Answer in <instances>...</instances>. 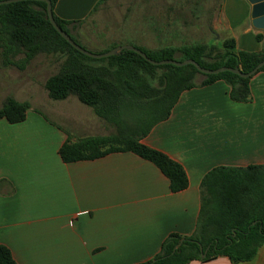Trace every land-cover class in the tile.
I'll return each instance as SVG.
<instances>
[{
  "label": "crops",
  "instance_id": "crops-1",
  "mask_svg": "<svg viewBox=\"0 0 264 264\" xmlns=\"http://www.w3.org/2000/svg\"><path fill=\"white\" fill-rule=\"evenodd\" d=\"M102 1L59 0L54 13L81 22L79 31ZM157 1L142 15L153 37L147 47L167 46L158 43L161 33H193L212 34V44L233 38L238 51H264L250 0H165L164 12ZM16 85L11 96L20 102L37 93L34 85ZM63 110L31 106L22 122L0 120V245L18 264L145 263L171 234H194L207 174L264 166V71L252 77L247 101L232 99L224 80L184 91L141 140L182 165L189 183L180 192L133 152L64 162L59 150L69 139L108 135V128L102 119L70 118ZM188 264H264V245L249 262L219 256Z\"/></svg>",
  "mask_w": 264,
  "mask_h": 264
},
{
  "label": "trees",
  "instance_id": "trees-1",
  "mask_svg": "<svg viewBox=\"0 0 264 264\" xmlns=\"http://www.w3.org/2000/svg\"><path fill=\"white\" fill-rule=\"evenodd\" d=\"M50 1L54 13L59 0ZM54 18L81 45L72 35L81 22L63 20L55 13ZM262 38L258 35L259 40ZM136 47L155 61L193 59L212 70L230 67L248 73L264 60V51H238L233 38L223 39L219 44L197 42L156 50ZM0 49L5 64L15 65L20 70L40 54L62 58L59 70L45 82L50 99L60 101L74 96L91 107L100 119L116 127V132L108 135L77 141L69 139L59 150L64 162L94 160L114 152H133L154 163L169 179L173 192L188 187L184 168L141 140L169 117L186 90L224 80L231 87L232 99L243 102L250 96L252 77L242 78L228 71L207 75L194 65L156 66L130 50L107 58H90L74 49L52 26L44 1L25 0L0 5ZM17 54H23V58L14 62L12 57ZM260 71H264V67ZM29 109L28 102H19L9 96L0 108V120L22 122ZM263 245L264 166L222 167L211 171L202 182V208L194 234L185 238L171 234L160 252L141 264H188L219 256H227L234 263L249 262ZM0 264H18L4 245H0Z\"/></svg>",
  "mask_w": 264,
  "mask_h": 264
},
{
  "label": "rangeland",
  "instance_id": "rangeland-1",
  "mask_svg": "<svg viewBox=\"0 0 264 264\" xmlns=\"http://www.w3.org/2000/svg\"><path fill=\"white\" fill-rule=\"evenodd\" d=\"M152 1H102L98 5L96 12L86 21L85 25L79 31H76V29L72 35L79 41L82 47L94 54L106 53L116 47L128 44L148 50H156V48L147 47V45H151L150 41L153 37L149 33V27L145 26L149 24L145 22V18L142 16L145 13L149 14L148 11L153 5ZM161 4L165 6V0L157 1L156 8L158 12H164V6ZM175 8H177V4ZM126 10L129 12L128 16H124ZM140 30L146 33H139ZM203 35H194L193 33H161L159 38L161 43L160 41L158 43L169 47H180L197 42L213 43V40H211L213 39L212 34ZM22 58L23 54H17L12 57V60L16 62ZM60 59L62 58L58 56L40 54L24 70H20L15 65L5 64L6 60L0 49V108L7 96L17 94L14 91V87L17 86L16 84L26 83L34 85L37 88L35 95L20 97L21 99H26L23 102H28L30 107L34 106L37 109L40 105L43 108H62L70 118L76 116V114L82 115V113H87L89 116L92 115L96 120L103 123L104 121H101L100 118L94 115L91 107L82 104L76 97L71 96L68 99L56 101L50 99L47 90L42 89L44 81L59 70L62 62ZM103 124L108 128L107 134L116 132V127L112 124L107 122Z\"/></svg>",
  "mask_w": 264,
  "mask_h": 264
},
{
  "label": "water",
  "instance_id": "water-1",
  "mask_svg": "<svg viewBox=\"0 0 264 264\" xmlns=\"http://www.w3.org/2000/svg\"><path fill=\"white\" fill-rule=\"evenodd\" d=\"M19 1H25V0H4L0 1V5L3 4H10L14 2H19ZM37 1H44L47 4V15L50 23L52 26L57 30V32L62 36L64 40H66L74 49L79 51L80 53L94 59H102V58H107L111 56L118 55L122 53L124 50H130L138 53L140 56H142L145 60L150 62L153 65H175L179 67H183L186 65H194L201 73L207 74V75H215V74H220L223 72H231L233 74H236L242 78H250L256 75L263 67H264V60H262L253 70H251L248 73L243 72L240 69L237 68H230V67H221L215 70L212 69H207L202 66H200L195 60L193 59H188L185 61H178V60H162V61H155L148 57L146 53H144L141 49L135 47L134 45H124V46H119L114 48L113 50L102 53V54H94L85 48H83L81 45L76 43L71 36L66 33L56 22L54 18V13H53V5L50 0H37ZM253 4V12H252V17H253V25L255 28L264 31V0H250ZM256 224V222H253V225ZM183 243V240L175 247L174 252L176 249ZM203 251V249L201 248ZM208 250L204 251L202 257L205 258L207 255Z\"/></svg>",
  "mask_w": 264,
  "mask_h": 264
}]
</instances>
